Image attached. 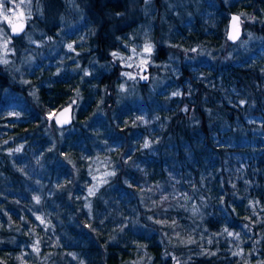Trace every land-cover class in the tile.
I'll use <instances>...</instances> for the list:
<instances>
[{"label": "trees", "instance_id": "16d2710c", "mask_svg": "<svg viewBox=\"0 0 264 264\" xmlns=\"http://www.w3.org/2000/svg\"><path fill=\"white\" fill-rule=\"evenodd\" d=\"M13 1L41 45L0 63V264H264V0Z\"/></svg>", "mask_w": 264, "mask_h": 264}, {"label": "rangeland", "instance_id": "374dc122", "mask_svg": "<svg viewBox=\"0 0 264 264\" xmlns=\"http://www.w3.org/2000/svg\"><path fill=\"white\" fill-rule=\"evenodd\" d=\"M17 5H19V7H17ZM4 9L7 11V16L9 17V20L6 21L4 20L3 16H0V30H2L0 31V63L8 62L12 59L11 57H14L15 55L14 46L16 41H14L10 36L9 24H11L13 21H23L26 25H28L30 19L29 13L31 12V9L29 8L28 4H24L23 1L14 2L13 0H4ZM46 10H50V12L53 11V9ZM239 18L242 32H244L245 29L247 35L250 30V27L248 26L249 22L246 20L244 23L243 21H241V16H239ZM150 29L151 28L147 23L138 25L135 28L134 33L129 35V37L127 38V42L125 45V50L130 52V56L128 57L126 62L129 67L133 69V74L135 78H137L140 82L149 81L151 77L150 68L153 67L152 65L154 64L151 60L152 57H155V55L153 53V47L151 44ZM32 35V32H25L22 35V40L27 41V43L34 46V48L40 47V42L33 41ZM45 42L46 44H50L53 41L51 39H47ZM5 44L7 45V47H5ZM145 45H151V52H146L144 50ZM244 46L245 48H250V41L249 38L241 37V39L237 43L233 44L232 50L240 51L242 49L243 51H245L243 49ZM194 58L195 55L193 54V57L189 59L190 63H193L191 61H194ZM170 68L174 75H178L177 60L175 61V63L171 64ZM55 113H53L51 117L54 116Z\"/></svg>", "mask_w": 264, "mask_h": 264}, {"label": "water", "instance_id": "95a60500", "mask_svg": "<svg viewBox=\"0 0 264 264\" xmlns=\"http://www.w3.org/2000/svg\"><path fill=\"white\" fill-rule=\"evenodd\" d=\"M236 16L239 17L237 14H231L229 16L226 37L230 44L237 43L242 37V29L240 27V19L237 22H233L232 18ZM12 25L17 26V32L13 33ZM22 29V30H21ZM26 30V24L23 21H13L9 24V32L10 35L14 38L22 35ZM234 37V38H233ZM74 121V110L72 106H63L62 108L58 109L54 116L50 118V122L54 124L57 129L66 130L70 128Z\"/></svg>", "mask_w": 264, "mask_h": 264}, {"label": "snow or ice", "instance_id": "6c2138e0", "mask_svg": "<svg viewBox=\"0 0 264 264\" xmlns=\"http://www.w3.org/2000/svg\"><path fill=\"white\" fill-rule=\"evenodd\" d=\"M17 7H19V5H17ZM0 16H3V18H4V20H6V21H8L9 20V17L7 16V11L4 9V0H0ZM239 17H236V16H234L233 18H232V20H233V22H237V21H239ZM10 22V21H9ZM22 30V29H21ZM0 31H2V30H0ZM12 31H13V33H16L17 32V26L16 25H12ZM234 38V37H233ZM5 47H7V45L5 44ZM69 48H71V45H69ZM146 52H151V45H145V49H144ZM113 55H116L115 53H113ZM6 62V61H5ZM145 146H147V145H145ZM37 199V202H39L38 201V198H36ZM37 219H39V217L37 218ZM230 235H231V233H230Z\"/></svg>", "mask_w": 264, "mask_h": 264}, {"label": "flooded vegetation", "instance_id": "af4514ba", "mask_svg": "<svg viewBox=\"0 0 264 264\" xmlns=\"http://www.w3.org/2000/svg\"><path fill=\"white\" fill-rule=\"evenodd\" d=\"M11 36V35H10ZM12 39H14V37L11 36Z\"/></svg>", "mask_w": 264, "mask_h": 264}]
</instances>
